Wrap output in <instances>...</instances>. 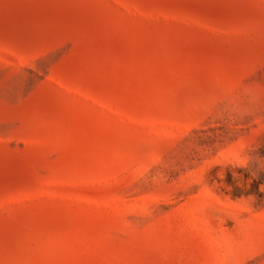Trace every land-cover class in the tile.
<instances>
[{"label":"rangeland","instance_id":"rangeland-1","mask_svg":"<svg viewBox=\"0 0 264 264\" xmlns=\"http://www.w3.org/2000/svg\"><path fill=\"white\" fill-rule=\"evenodd\" d=\"M0 264H264V0H0Z\"/></svg>","mask_w":264,"mask_h":264}]
</instances>
